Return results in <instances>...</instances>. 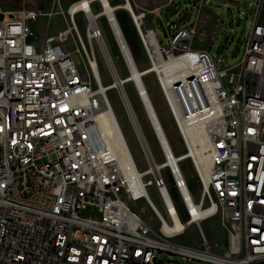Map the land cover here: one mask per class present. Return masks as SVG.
I'll list each match as a JSON object with an SVG mask.
<instances>
[{
	"label": "built area",
	"instance_id": "2783aa9c",
	"mask_svg": "<svg viewBox=\"0 0 264 264\" xmlns=\"http://www.w3.org/2000/svg\"><path fill=\"white\" fill-rule=\"evenodd\" d=\"M50 1L46 7H0V264H168L164 253L205 264H264V0L256 4L242 61L226 68L221 56L193 48L196 37L205 40L197 25L206 0H196L191 27L166 29L168 46L145 24L150 15L161 18L174 0L124 9L190 154L202 186L198 201L181 160L171 162L160 148V162L140 144L147 168L131 156L126 172L96 122V113L111 107L106 92H99L100 59L113 81L120 76L106 29L118 59L126 69L133 63L118 25L122 8L112 11L117 37L112 20L102 15V0H75L67 8L62 0ZM113 89L128 114L125 87ZM194 134L197 142L206 139L205 167ZM142 199L159 219V231L131 209ZM215 215L228 235L224 254L201 229ZM191 225L201 232L198 249L176 242Z\"/></svg>",
	"mask_w": 264,
	"mask_h": 264
},
{
	"label": "rangeland",
	"instance_id": "374dc122",
	"mask_svg": "<svg viewBox=\"0 0 264 264\" xmlns=\"http://www.w3.org/2000/svg\"><path fill=\"white\" fill-rule=\"evenodd\" d=\"M73 1L75 0H62V6L67 8ZM129 1L131 2L133 8V3L139 2L140 5H143L147 9H153L160 5L164 0ZM124 3L125 1L123 2V0H114L115 5L113 6L119 7ZM257 3L258 0H206L202 11H207L211 17L206 19V22L203 23L202 21L205 19L203 12L201 15V22H199L197 25V31L202 36H205V40L202 41L196 37L193 42V48L207 50L212 52L215 56H221L224 59L223 63L221 64L222 68L239 65L244 57L246 43L249 40L253 20L256 14ZM24 5L29 8L43 6L41 0H0V7L7 10L18 9ZM199 6L200 4L198 2L196 3V0H174V3L169 9L163 8L161 10V18H158L155 15L148 16L146 18L145 26H153L156 34L158 35L159 41L162 42L163 46H168L169 42L166 36V29L169 31L170 28L171 30H174L177 26L181 28L191 27L196 21ZM125 10L119 9L117 12L120 20L119 25L127 42L129 41L131 47L130 49H132L131 52L136 59L135 61H137L136 64L138 68L144 71L150 67L148 66V59L134 29V26ZM77 20L81 31L84 33L86 22L84 21L83 16L81 14L77 15ZM55 29L56 27L52 25L50 32L54 33ZM36 32H38L37 29ZM106 34L108 37L111 54L117 66V71L120 74V77L126 79V77L129 75L128 68L126 69L123 63L118 59V50L114 41L111 39V34L108 29H106ZM74 58L77 64L81 65V61L79 60L77 54L74 55ZM100 70L104 85H110L113 81V78L110 75L109 70L104 66L101 59ZM142 81L148 90L152 101L154 102L161 124L175 155L179 156L184 154L186 149L180 138L177 127L172 119L164 97L155 82L154 73H149L146 76H142ZM125 90L134 109L141 114L145 133L156 159L162 162L164 160L162 151L144 115L143 105L136 91L135 84L132 81L126 83ZM107 95L118 117L119 124L128 141L135 162L140 169L147 168L143 150L132 128L122 99L120 98L116 89L109 90ZM181 167L188 180L191 192L193 193L194 198L198 201L201 197L202 186L191 161L189 159H184L181 162ZM164 175L170 186L173 187V182L168 170L164 171ZM172 190L175 194V189L172 188ZM148 192L156 206L160 209V211H162V213H164V206L156 189L150 186L148 187ZM175 197L177 198L176 195ZM176 200L179 204L180 202L178 198ZM130 207L133 211L139 214L155 231H159L160 221L150 205L145 200L142 199L132 202L130 203ZM183 219L186 220L185 217H183ZM201 229L212 245H218L215 249L217 253H226L228 248V235L222 227L220 215H215L205 220L201 224ZM176 242L187 247L198 249L201 244V232L199 227L197 225H191L188 227L186 232L176 240ZM161 258L168 261V264H205L204 262L196 259L184 258L179 254L164 253L162 254Z\"/></svg>",
	"mask_w": 264,
	"mask_h": 264
},
{
	"label": "bare ground",
	"instance_id": "6f19581e",
	"mask_svg": "<svg viewBox=\"0 0 264 264\" xmlns=\"http://www.w3.org/2000/svg\"><path fill=\"white\" fill-rule=\"evenodd\" d=\"M102 1L106 5L104 11L102 12V15L108 16V18L112 20L111 26L115 30V34L117 35V37L119 36L121 37L119 33V28L116 22L113 21L114 19L112 18V16L114 15V13L112 11L118 8H122V9L132 8L133 9L131 2L128 0V2H125L119 7H116V6H113L111 3L107 5V0H102ZM118 25H119V21H118ZM127 54H128V51H127ZM128 71H129L128 73L129 75L126 77V79H123L122 77L119 76L118 78H116V80L112 81V83L108 86L102 83V87L99 89V92L100 93L106 92V95H107V92L109 90H112L115 87L120 89L123 86L125 87L126 83L132 81L136 86V91L142 102L144 115L149 123L151 130L153 131V134L155 135L159 143L160 148L166 151V153L170 157L171 162H174L176 160L183 161L184 159H187V156L190 154L186 152L179 156L175 155L170 145V142L166 136L164 128L161 124V121L156 111L154 102L152 101L149 95V92L146 89L142 81V76H146L152 71H157V69L150 66L148 69H145L144 71L140 70L133 56V63L130 65V67H128ZM100 76H101V73H100ZM110 105L111 107L106 106L96 113L95 115L96 122L99 125L105 139L108 142L111 154H113V156L116 157V159L120 162V164L124 166V169H126L125 171L128 172L129 169L131 170V167H130L132 166L131 156L133 158V155H132L130 146L128 144V141L124 135V132L119 124L118 117L114 111V108L111 102H110ZM128 116H129L130 123L137 136L139 143L145 148L146 151H151L153 153L151 145L145 133L144 123H143V120L141 119V114L134 109L133 105H132V110L130 109L128 112ZM193 138L195 139V134L192 136V139ZM205 140H206L205 137L201 138L199 142L194 140L196 151L198 152V154L203 160V167L206 166V164L204 163V160L206 159ZM171 156L173 158H171Z\"/></svg>",
	"mask_w": 264,
	"mask_h": 264
},
{
	"label": "trees",
	"instance_id": "16d2710c",
	"mask_svg": "<svg viewBox=\"0 0 264 264\" xmlns=\"http://www.w3.org/2000/svg\"><path fill=\"white\" fill-rule=\"evenodd\" d=\"M50 2H51L50 0H41L42 5L45 7L50 5Z\"/></svg>",
	"mask_w": 264,
	"mask_h": 264
},
{
	"label": "crops",
	"instance_id": "0c3cea01",
	"mask_svg": "<svg viewBox=\"0 0 264 264\" xmlns=\"http://www.w3.org/2000/svg\"><path fill=\"white\" fill-rule=\"evenodd\" d=\"M204 14H205V15H207V16H208V18H209V17H211V16H210V14H209L207 11H204ZM149 27H151V28H152L153 26H151V25H150Z\"/></svg>",
	"mask_w": 264,
	"mask_h": 264
}]
</instances>
